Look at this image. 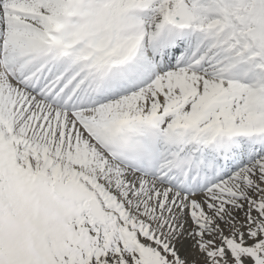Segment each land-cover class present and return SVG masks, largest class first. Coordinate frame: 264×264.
Returning <instances> with one entry per match:
<instances>
[{
	"label": "snow or ice",
	"instance_id": "6c2138e0",
	"mask_svg": "<svg viewBox=\"0 0 264 264\" xmlns=\"http://www.w3.org/2000/svg\"><path fill=\"white\" fill-rule=\"evenodd\" d=\"M0 264H264V0H0Z\"/></svg>",
	"mask_w": 264,
	"mask_h": 264
}]
</instances>
